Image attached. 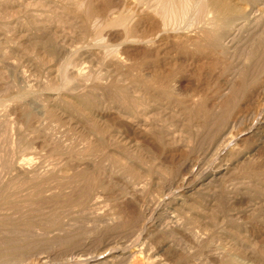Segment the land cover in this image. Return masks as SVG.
I'll return each mask as SVG.
<instances>
[{
  "label": "rangeland",
  "instance_id": "374dc122",
  "mask_svg": "<svg viewBox=\"0 0 264 264\" xmlns=\"http://www.w3.org/2000/svg\"><path fill=\"white\" fill-rule=\"evenodd\" d=\"M32 1H0V194L33 196L35 210L22 213L31 228L12 227L23 240L27 233L29 248L5 264H264V77L251 81L244 61L264 34V8L250 13L251 7L241 5L250 19L236 34L238 46L226 54L228 60L203 38L190 47L162 35L155 54L134 61L128 60L134 54L128 46L129 58L121 60L135 62L144 74L170 71L178 81L167 79L191 88L179 105L171 96L136 123L123 117L117 94L121 85L141 84L135 71L119 83L122 72L115 61L103 59L108 44L94 42L98 35L53 34L43 24L46 29L36 31L28 24ZM237 67L248 69L240 79ZM220 114L225 127L233 125L225 135L231 142L224 152H231L216 156L207 137L214 130L211 118ZM123 127L135 135H125ZM246 128L250 134L242 137ZM116 158L134 170L131 175L115 168ZM185 178L189 182L180 186ZM34 185L41 187L40 196L34 197ZM3 211L0 217L21 214ZM0 242H6L3 235Z\"/></svg>",
  "mask_w": 264,
  "mask_h": 264
},
{
  "label": "bare ground",
  "instance_id": "6f19581e",
  "mask_svg": "<svg viewBox=\"0 0 264 264\" xmlns=\"http://www.w3.org/2000/svg\"><path fill=\"white\" fill-rule=\"evenodd\" d=\"M19 1H23V0H19ZM2 2H3V0H2ZM2 2H0V3H2ZM8 2H9V0L5 1V3H7V5L10 4V3L8 4ZM13 2H15V1H13ZM27 2L25 1L26 5L28 4ZM5 3H4V5H5ZM31 3H32V6H33V9L29 10L27 12L28 15H29V16L28 15L27 16L30 17V20H29L28 24L31 27H35L36 31L40 30V32H41V31L45 30L46 27H47L48 29H50L49 31L53 32V34H57V33H62V34L63 33L64 34L67 33L68 34L69 33L71 35H76V34L77 35H79V34H82V35L83 34H91V35L95 34V35H98L97 36L98 38L96 40H94V42L96 41L97 43H100L102 45L103 44H106V45L108 44V46H105L104 49H103L104 50L103 51V55H104L103 59L104 60L108 59L110 61H115V63H117V65H116L117 68L120 69L119 70L120 72H122L121 75L117 74L118 76L120 75L121 78H122V79H119L120 77L119 78L117 77L120 80V81L118 80L119 83L121 82V83L125 84L124 81L127 82V80H128L127 78H125V77L128 76L127 73L131 72L132 70L135 71L134 72V76H135L134 80L136 79L135 83H136V81L140 80V83L142 85L141 84H135V85H132V87H125V85L124 86L121 85L119 87V89H118V93L117 94H119L121 96V97L118 96V99H120V101H121L120 103L122 104L123 109H124L123 110V117H126L130 121L136 122V123H137V120H139V118H141V117L146 118V115H149V114H145V113L148 112L149 109H153L152 107L159 106V104H160L159 107H163L167 101H170V99H168V98H170L171 96L174 98V100H177V102L181 101L182 98L184 97V96L183 97L181 96L182 93L188 91V89H191V88L189 87V85H187L185 83H178V85L175 82L173 83L172 82V80H173L172 76H174V75H169L168 73L170 71L169 72L167 71L168 73L167 72L164 73L163 71H161L159 69H156V68L154 69L153 68V70L151 72H148L147 74H144L143 70L138 69L137 65H135V62L134 63L133 62L132 63H128V61H126L127 62L126 63L125 60L124 61L121 60L120 58H121L122 55L123 56L126 55L127 59L129 58L130 54H128V51H127V47L128 46H130L129 48L132 47V49L134 51V54L131 56L132 58H130L128 60H130V61L133 60L134 61V60H137V59H135L137 57L138 58L139 57H150V55L153 54V52L155 51V50L153 51V49H155V46H159L160 45V43H161L160 37H162V35H167L168 36L169 34H172L171 35L172 38L176 37L177 39L182 40L185 44L190 43L189 44L190 47L193 44L195 45V42L197 41L198 38L207 39L203 43H206L205 45H208L210 48L215 49L220 55L224 56L226 54H229L230 53L229 51L232 52L233 48H235V45H236V48H237L238 45L235 44V41H234L236 38H238L236 34L240 33L239 31L241 30V28H242V26L244 24V21L250 19V18L247 19L249 13L247 14L246 7H244V6L242 7L241 5H247V7L249 6V8L251 7L250 11L248 10V12H250V13L252 11H254L255 8H256V10H257V8H260V7L264 8V0H33ZM18 4H20V3H18ZM4 5H3V7H4ZM22 5H23V7H27V8L29 7V5L28 6H24V4H22ZM22 5L20 4L21 7H22ZM0 8H2V7L0 6ZM7 8H9V6ZM24 13L26 14V10H25ZM39 24L46 25V27L40 26ZM35 30L33 29V31H35ZM258 31H260V30H258ZM263 32H264V30H263ZM45 33H46V31H45ZM41 34H43V33H41ZM48 34H49V32H48ZM95 35H94V37H95ZM177 39H175V40L177 41ZM107 41H109V42H107ZM114 41H116L117 44L113 45V46L110 45V43H114ZM172 41H171V43H172ZM164 42H165V40H164ZM164 42H162V43H164ZM165 44H167V43H165ZM255 45H256L255 48L251 47L253 49L252 51H250L249 50L250 48H249L248 50L250 52H247V54H244L245 55L244 56L245 57L244 61H247L246 66L248 64V68H250V71H251V76L249 77L251 81L253 80L254 76L256 78L257 76L260 75L261 79H262V76L264 77V34L262 36H260L259 41H257V43ZM195 46H197V45H195ZM202 46H203V48L205 47L203 44H202ZM198 49L200 50L199 47H198ZM129 50L131 51V49H129ZM158 50H159V48H158ZM206 50H208V49H206ZM215 50H213V51H215ZM245 50H247V49H245ZM202 51H203V49H202ZM218 53H216L217 56H219ZM154 54H155V52H154ZM156 54H158V53H156ZM227 56L228 55H226L224 57V59ZM126 57H125V59H126ZM220 58H222V56ZM104 60H103V62H104ZM225 60H228V58L225 59ZM78 63L77 64L75 63V64L78 66ZM75 64L71 63V65H74V66H75ZM242 64H243V66H242ZM242 64H241V66L243 68H245L246 67V66L244 67L245 63H242ZM71 65L69 64L70 67H71ZM80 65H82V64H80ZM229 65H230V63H229ZM229 65L227 63V65H225L226 68ZM235 65H233L234 68H235L234 70H236ZM104 66L105 65H103V67ZM237 66H239V65H237ZM70 67H69V69H70ZM79 68H78V70H79ZM226 68H225V70H227ZM64 69H65V67H64ZM164 70H165V68H164ZM66 71H67V68H66ZM227 71H229V70H227ZM230 71H232V70H230ZM240 71L241 70L239 69V73H237V78H239V79L244 76V75H241V77H238L239 74L242 73V72H245L246 70L244 71V69H243V71H241V72ZM247 71H248V69H247ZM75 72L77 73V71H75ZM108 72H110V71H108ZM146 72H147V69H146ZM161 72H163L164 74L161 73ZM69 73L66 74V72H65L66 79H68V80L70 78V76H69V78H67ZM88 73L85 72L84 74H88ZM78 74H80V71H78ZM245 74H247V73H245ZM89 75H93V74H89ZM105 76H106V74H105ZM169 76H171L170 78H172V80L171 79H167V78H169ZM66 79L64 78V80H66ZM79 79L81 80V75H80ZM257 79H259V78L257 77ZM257 79H255V80H257ZM62 80H63V78H62ZM175 80H173V81H175ZM83 81H86V80H83ZM176 81H178V80H176ZM243 81H245V80H243ZM96 82H97V80H96ZM246 82H249V81H246ZM250 82H249V85H250ZM65 83L66 82H64V84ZM242 83L244 84V82H242ZM174 84L177 85V86H175ZM126 86H128V85H126ZM226 86L228 87V85H226ZM229 88H230V86H229ZM232 92H229V93L231 94ZM193 94H196V93L194 92ZM108 97H109V95H108ZM84 98L83 99L81 98V99L85 100L88 104H91L92 100L89 101L90 99L88 100L87 99L88 97H86V99H84ZM184 99H186V98H184ZM231 99H232V97H231ZM192 102L193 101H191L190 105L195 104L194 102L192 104ZM231 102H232V100H231ZM181 103H183V102H181ZM178 105H179V102H178ZM203 107L204 106H201V108H203ZM198 110H200V109H198ZM150 111H152V113H153L154 110H150ZM206 112H207V110H206ZM152 113L150 115H152ZM207 114H210V113H207ZM116 115H117V113L115 114V116ZM207 116H209V115H207ZM222 116L223 115L220 114L219 116L214 118L211 115L212 121L214 119L213 122L211 121L213 126H214L213 127L214 130L208 135L209 137H207L205 135L207 138H209L208 145H207V143H205V144L208 146V149L210 151L214 150V153H215L214 155H216V156L219 155L221 152L227 151V149H228L227 140L229 138H231V137L228 138V137L225 136V135H227V133H228L227 136H229V134H230L229 131H228L230 125H228L229 123H227L226 127L224 126L225 125V121L223 119H225V118L222 117ZM116 119H117V116H116ZM229 122H230V120H229ZM121 124H120V120H119L118 121V125H121ZM142 124H143V122H142ZM133 125H134V123H133ZM208 125H209V123H208ZM211 125H210L209 128H211ZM121 126H123V125H121ZM135 126L137 127V125H135ZM232 126H230V127L232 128ZM141 127H143V126H141ZM120 128H122V127H120ZM123 128L124 129H122V130H124V132H125L126 129H125V127H123ZM231 128H230V130H231ZM137 129H138V127H137ZM135 130H136V128L134 129V131ZM94 131H95V129H94ZM124 132H123V134H124ZM126 132H131V130L130 131H126ZM126 132H125V135H126ZM218 132H220L221 134L219 135ZM249 132H250V130H248V128H246L245 130H242L241 136L243 137V136H245V134H248ZM97 133L99 134L101 132H97ZM133 133L131 132L129 134H131V136H134L135 134L133 135ZM141 135H143V134H141ZM138 136H140V135L137 132V137ZM217 136H218V139L216 138ZM127 137H129V136H127ZM144 137H145V134H144ZM94 139H96V137H94ZM125 139H127V138H125ZM97 140L98 139H96L95 141H97ZM99 141H100V144L102 142H104L103 138H100ZM229 142H231V141H229ZM103 147H105V146L103 145ZM231 149H232V147H231ZM228 151L231 152L230 149ZM237 152H239V151H237ZM228 153H225V154H228ZM101 159H102V157H101ZM58 161H60V160H58ZM112 162H113V165L115 166V168H116V166L118 167V169L120 167L122 173H125V174L129 173L131 175L132 171H134L127 164H124L122 162V160H120L118 158L114 159ZM184 170H186V169H184ZM16 171H17V169H16ZM102 172H104V171H102ZM129 174H126V175H129ZM34 176H35V174H34ZM45 176H46V174H45ZM134 176L135 175H133L132 177H134ZM80 177H83V176H80ZM186 178L181 180L180 186L187 185V183L189 181ZM46 179H48V178L46 177ZM30 180H31V178H30ZM49 180H51V179L49 178ZM41 181H44V180H41ZM28 183H29V181H28ZM38 183H41V182H38ZM22 186H25V185H22ZM38 186L39 185H34V191L32 190L33 188L32 189H31V187L29 188V189H31V191H33L32 193L35 194L34 197L40 196L41 192H40L39 189L41 187L39 188ZM22 188L25 189L24 187L20 186L19 190L21 191ZM14 189L16 190V188H14ZM16 191H18V190H16ZM1 194H0V211H3V210L7 211V212L11 211V212H14V214L16 213L15 214L16 216L18 215L17 212H19V213L21 212V214L19 215L20 217L18 216L19 219H17L15 216L12 215L13 217H15L14 218L15 221L13 220V217L10 216L11 214L9 215L8 213H6L4 211L3 212L5 213V215L0 217V235H3L6 238V242H2L4 244H3V249L0 250V262L2 264H5V262H8V260H10L11 258H13V257L18 255V254H15V252H25L27 246L29 248V243H28L29 239H28L27 233H26V235L23 234V236L25 235L27 237L26 239L24 238V240H23V239L19 238L14 233V231L12 230V227L14 225L15 226L18 225V226H21V227H23L25 229H28L26 227L31 228L30 227L31 226V224H30L31 222L30 221H32V220L30 219V221H28L26 219L25 215H26V212H28V211L30 212V210H34L32 208V206H31L32 205V201L34 200V198L32 196V197L24 198V200L23 199L20 200L19 198L16 197V196H18V194L16 196H15L14 193L6 194V195H4V194L1 195ZM31 199H33V200H31ZM34 208H35V206H34ZM22 213H24L25 215L22 214ZM31 213H33V211ZM37 213H39V212H37ZM40 214L43 215V213H40ZM125 215H127V214L125 213ZM129 216H130V214H129ZM59 219H60V217H59ZM57 220L55 222H53V224H55V226L59 223V222L57 223ZM144 222H145V220H144ZM24 230H22V231L24 232ZM128 233H130V232H128ZM136 234H137V232H136ZM20 256H22V255H20ZM132 257H134V256H132ZM20 258H22V257H20ZM18 261H20V260H17L16 262H18Z\"/></svg>",
  "mask_w": 264,
  "mask_h": 264
}]
</instances>
